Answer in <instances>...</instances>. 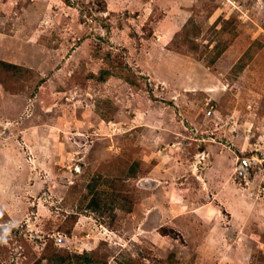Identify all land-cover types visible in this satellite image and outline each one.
I'll return each mask as SVG.
<instances>
[{
	"label": "rangeland",
	"instance_id": "rangeland-1",
	"mask_svg": "<svg viewBox=\"0 0 264 264\" xmlns=\"http://www.w3.org/2000/svg\"><path fill=\"white\" fill-rule=\"evenodd\" d=\"M46 247L264 264V0H0V264Z\"/></svg>",
	"mask_w": 264,
	"mask_h": 264
},
{
	"label": "trees",
	"instance_id": "trees-1",
	"mask_svg": "<svg viewBox=\"0 0 264 264\" xmlns=\"http://www.w3.org/2000/svg\"><path fill=\"white\" fill-rule=\"evenodd\" d=\"M218 52L215 57L218 56ZM214 58V57H213ZM214 60V59H213ZM6 65L12 67L16 66L13 63L6 62ZM104 70H101L98 74V77L104 78ZM133 172V171H132ZM91 189H89V192ZM89 207H93L94 209H98L102 206L101 197H97V195H92L90 201L87 203ZM43 256L48 259V264H104L105 262L100 260L98 257H95L91 252H82V253H74L69 252L67 250L60 251L55 248H47L43 251ZM41 258V257H40ZM40 262L34 261L33 264H37Z\"/></svg>",
	"mask_w": 264,
	"mask_h": 264
}]
</instances>
